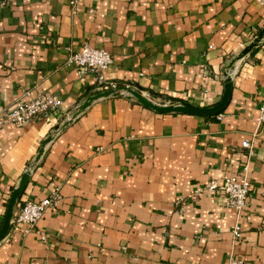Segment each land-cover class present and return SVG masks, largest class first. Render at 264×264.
Here are the masks:
<instances>
[{
	"label": "crops",
	"instance_id": "0c3cea01",
	"mask_svg": "<svg viewBox=\"0 0 264 264\" xmlns=\"http://www.w3.org/2000/svg\"><path fill=\"white\" fill-rule=\"evenodd\" d=\"M262 30L260 0H0V111L39 94L61 102L0 129V228L25 172L13 216L26 201L61 194L34 231L10 225L0 264H264V128L252 148L241 146L256 132L264 36L237 59ZM84 46L112 56L107 82L159 105L215 106L231 66L230 101L200 117L108 97L73 119L98 94L94 76L66 65ZM244 174L250 189L239 221L222 195L194 194ZM236 224L242 235L233 244Z\"/></svg>",
	"mask_w": 264,
	"mask_h": 264
},
{
	"label": "built area",
	"instance_id": "2783aa9c",
	"mask_svg": "<svg viewBox=\"0 0 264 264\" xmlns=\"http://www.w3.org/2000/svg\"><path fill=\"white\" fill-rule=\"evenodd\" d=\"M264 1V0H260ZM113 63L112 56L103 49H96L90 46H84L79 52L71 53L66 58V65L73 67L79 76H94L96 80V89L98 94L107 91H116L121 97L129 94L117 84L107 82L103 73ZM225 74L231 77V68L225 71ZM130 88V87H127ZM132 89V88H131ZM135 90V89H132ZM137 91V90H135ZM138 92V91H137ZM139 93V92H138ZM141 94V93H140ZM61 102L53 94H39L30 100H17L12 106L3 108L0 111V129L5 125L22 127L36 117L49 114L59 110ZM78 110V109H77ZM264 128V93L261 96L258 114L256 118V132L252 134L250 141H243L242 148H252L256 144L257 133ZM250 183L245 174L236 178H223L221 180H209L204 186L195 189L197 196L203 193L211 195H222L225 200V206L234 211L236 219L239 221L242 213L247 207L249 197ZM61 200L60 190H53L49 196L40 201H26L19 208L18 212L12 217L11 226H22L24 234L34 231L37 222L42 218L47 210L57 208ZM182 199L179 200L180 203ZM232 242L236 244L241 238V230L236 224L232 230ZM40 240L46 242L47 236L38 233ZM228 264H242L241 261L230 258Z\"/></svg>",
	"mask_w": 264,
	"mask_h": 264
},
{
	"label": "water",
	"instance_id": "95a60500",
	"mask_svg": "<svg viewBox=\"0 0 264 264\" xmlns=\"http://www.w3.org/2000/svg\"><path fill=\"white\" fill-rule=\"evenodd\" d=\"M263 36H264V30H262L258 34V36L248 46L244 48V50L241 52V54L238 56L237 59L239 60L243 58L246 54H248L252 50V48L256 46L259 40L262 39ZM229 68H231V66H229ZM121 90L127 92L129 96L137 100L142 106L148 109H151L155 112H158V113H162V114L176 113V114H185V115H190V116L211 117V116H215V115L222 113L227 107L230 101V98H231V93H232V81L229 76H227L226 74L224 75V92H223L222 98L215 106L209 107V108L194 107L186 103L159 105V104H156L150 101L148 98L144 97L142 94L138 93L137 91L132 90L131 88L124 87V88H121ZM108 97H121V95L116 91H107V92H103L95 96H92L88 98L81 106L78 107L77 112L73 115V119H75L87 107H89L92 102L100 98H108ZM55 130H58V127L55 128ZM50 140H51V136H49L42 142L35 161H38L39 157L41 156L43 152L45 145L49 143ZM28 179H29V172H25L22 175L20 182L18 183V186L11 193V196L7 204L6 213L4 216V221L0 228V241L6 236L9 230L10 222H11V219L14 213V208L20 196L25 190Z\"/></svg>",
	"mask_w": 264,
	"mask_h": 264
},
{
	"label": "trees",
	"instance_id": "16d2710c",
	"mask_svg": "<svg viewBox=\"0 0 264 264\" xmlns=\"http://www.w3.org/2000/svg\"><path fill=\"white\" fill-rule=\"evenodd\" d=\"M180 103V102H179ZM174 104H178V103H174Z\"/></svg>",
	"mask_w": 264,
	"mask_h": 264
}]
</instances>
